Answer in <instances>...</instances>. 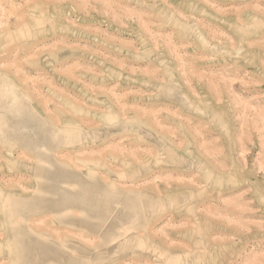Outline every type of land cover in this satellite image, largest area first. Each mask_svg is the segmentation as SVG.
Returning a JSON list of instances; mask_svg holds the SVG:
<instances>
[{
	"label": "rangeland",
	"instance_id": "374dc122",
	"mask_svg": "<svg viewBox=\"0 0 264 264\" xmlns=\"http://www.w3.org/2000/svg\"><path fill=\"white\" fill-rule=\"evenodd\" d=\"M0 264H264V0H0Z\"/></svg>",
	"mask_w": 264,
	"mask_h": 264
},
{
	"label": "crops",
	"instance_id": "0c3cea01",
	"mask_svg": "<svg viewBox=\"0 0 264 264\" xmlns=\"http://www.w3.org/2000/svg\"><path fill=\"white\" fill-rule=\"evenodd\" d=\"M182 28H186V29H188L186 26H184V27H182ZM179 30H181V32H182V29H181V28H180ZM153 33H155V32H153ZM171 33H172V32H171ZM171 33H170V34H171ZM142 34H143V33H142ZM144 34H146V33L144 32ZM144 34H143V35H144ZM144 36L147 38V41H148V42H150V43L153 42L154 39H153L152 37H148L147 35H144ZM154 38H156V37H154ZM170 39H172V38L170 37ZM171 41H172V40H171ZM171 41H170V42H171ZM144 42H145V41H144ZM158 42H159V41H158ZM172 43H175L174 38H173ZM142 45H143V43L141 44V46H142ZM152 45H153V44H152ZM174 45H175V46L178 45V42H176V44H174ZM152 94H153V93H152ZM188 95H192V94L189 93ZM200 95H201V94H200ZM150 145H151V146L148 147V151H151V152L153 153L152 150H154V146H153V144H151V143H150ZM142 150H146V148L144 147V148H142ZM152 153H150V154H152ZM140 154H142V153H140ZM152 155H154V154H152Z\"/></svg>",
	"mask_w": 264,
	"mask_h": 264
},
{
	"label": "bare ground",
	"instance_id": "6f19581e",
	"mask_svg": "<svg viewBox=\"0 0 264 264\" xmlns=\"http://www.w3.org/2000/svg\"><path fill=\"white\" fill-rule=\"evenodd\" d=\"M181 29H182V32H186L187 31L186 28H181ZM75 108H77V107H75ZM232 180H234V178H232Z\"/></svg>",
	"mask_w": 264,
	"mask_h": 264
}]
</instances>
